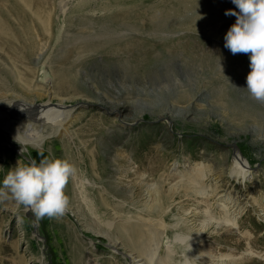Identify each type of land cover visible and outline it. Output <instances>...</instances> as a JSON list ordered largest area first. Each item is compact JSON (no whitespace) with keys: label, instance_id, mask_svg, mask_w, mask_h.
<instances>
[{"label":"rangeland","instance_id":"rangeland-1","mask_svg":"<svg viewBox=\"0 0 264 264\" xmlns=\"http://www.w3.org/2000/svg\"><path fill=\"white\" fill-rule=\"evenodd\" d=\"M26 2L30 8L24 0H0V17L17 36L36 90L46 95L25 92L0 64V78L11 89L1 102L10 107L21 101L32 106L62 102L76 110L63 139L52 137L33 147L14 138L22 154L6 149L0 136V149L11 152L0 156V187L11 169L33 160L66 159L78 176L65 188L69 205L62 216L37 218L23 205L12 215L14 199L0 198V264H122L112 259L113 252L136 253L114 230L111 241L103 235L107 222L118 226L136 214L152 224L164 218L172 224L173 213L190 209L202 219L204 198L189 184L196 165L204 171L211 203L216 195L230 198L229 213L238 215L241 231L221 236L210 231L205 243L194 246L195 264L206 259L264 264V102L246 90L250 53L233 55L224 47L236 22L225 12H239L232 0ZM41 8L52 14L48 29L40 20ZM61 9L65 24L57 39ZM48 59L52 79L45 85ZM61 80L67 87L59 88L61 82L55 88ZM42 85L46 91L52 87L50 93ZM236 150L251 168L243 183L231 174ZM176 163L185 177L173 176ZM153 185L157 191H151ZM160 206L170 213L156 212ZM213 212H218L215 206ZM248 249L260 256H246ZM221 255L237 259L220 262Z\"/></svg>","mask_w":264,"mask_h":264},{"label":"bare ground","instance_id":"bare-ground-1","mask_svg":"<svg viewBox=\"0 0 264 264\" xmlns=\"http://www.w3.org/2000/svg\"><path fill=\"white\" fill-rule=\"evenodd\" d=\"M24 1L26 3L25 6L30 8L32 3L26 2V0ZM42 8L40 9V20L43 22V24L48 26L45 27L48 29L51 26L52 14L47 9ZM65 12L66 11L61 9L57 15V39L60 38L64 31ZM10 28L11 27L8 26L5 20L0 17V64L2 67L6 68V72L9 70V73L13 78H17L18 82L21 83V88H23L25 92L29 93L31 91H35L38 93V96L43 97L46 95V93H43L41 90H36L34 76H32V74L34 75V71L31 69L30 63L26 60V56L21 53L20 48L18 47L20 45L18 44L17 36ZM72 45L76 46L77 43ZM5 58L6 60H4ZM49 65L50 59L44 63L43 67V81L45 85H48L52 79L51 73L48 70ZM61 82L63 83L59 86V88L67 87V84L61 80L54 85L55 88L56 85ZM45 85L40 87L45 89ZM50 88L48 91H46V88L45 91H51ZM9 92H11L10 87L7 86L2 78H0V136L6 138L7 140V144L5 145L6 149L13 148L19 154L24 152L22 149H18L14 145V138L17 141L23 142L25 145L37 147L43 146L46 144L47 140L52 137L63 139L68 135L69 129L67 126L71 121L76 109L67 110V107L62 102L57 105L49 103L45 104L44 106L43 104L32 106L24 101H21L15 104L14 107H10L1 102L3 98H6ZM11 95L13 94L11 93ZM14 96L17 97V95ZM20 121L21 124H19ZM6 152L7 150L0 149V156H2V158L5 155L8 156V152ZM8 157H11V152H9ZM195 167L196 168L192 170L191 178H189V184L193 186L195 185V189L198 188L196 192H198V194L204 198L203 204L205 210L202 219H199L197 216L198 212L196 213V211L190 209L186 210L185 213L180 216H175L173 213L172 224H166L165 218L164 220L162 219L163 221L160 223L158 221L157 224H152L150 223L151 221L148 219V217L144 218L136 216L135 213V215H128L127 219L125 218L123 221L124 224L118 226H116V222L109 221L107 222L108 232L104 233L103 235H105L111 241L112 238L115 237V235L113 236L112 234L114 230L115 233L121 235L119 238H123L126 242H128L129 247L131 246L132 250H134L136 253L134 254L133 251H130V253L125 255L123 254L121 257L119 256V251L116 250V253L113 252L112 254V259H119L121 260L122 264H195L193 256L197 259L199 258V255H194V246L198 241L205 243V240L208 239L205 238V236L210 233V231H212V233L217 236H221L223 231H232L234 233H239L241 231V223L239 221L238 215H232L229 213L231 208H228L229 202L226 201L229 197L227 195H225L226 197H217L216 195L215 201L211 203L209 199V192L207 191L208 187L203 180L205 175L201 168L202 166L196 165ZM179 168L180 165L176 163L172 169L174 174L173 176L182 178L185 177ZM250 170L251 168L246 159L241 155V153H239L238 150H236L232 160V177L235 178L236 181H238V177L241 178L242 181L240 182L243 183V180H245L250 175ZM144 182L143 175L141 176V180H139V184L141 185V183ZM156 187L157 186L155 185L151 186V191H157ZM189 189H191V187H189ZM83 196L85 197L84 200L87 203L88 197L86 195ZM232 197L234 196L232 195ZM154 200L157 203L160 201V199L157 197ZM149 205L153 206L155 204L149 203ZM212 206H215L216 210L218 211L217 213H212ZM18 208L19 206L13 207L11 209V214L15 215ZM170 209L166 208V210H163V207L160 206L156 209V212H161L162 210L164 215H167L170 213ZM26 210L28 211V214L32 212L28 208H26ZM19 220L22 223L26 221L23 217H20ZM224 228L227 229L223 230ZM117 244L118 243L114 241L113 245L117 246ZM245 255L249 257H254L255 255L260 256L251 249H248ZM260 257L264 258V256ZM219 259L220 262L224 261L225 259L236 261L235 259H237V256L221 255ZM202 264H217V262L207 261L206 259Z\"/></svg>","mask_w":264,"mask_h":264},{"label":"clouds","instance_id":"clouds-1","mask_svg":"<svg viewBox=\"0 0 264 264\" xmlns=\"http://www.w3.org/2000/svg\"><path fill=\"white\" fill-rule=\"evenodd\" d=\"M232 3L239 12H225L226 16H236V22L224 37V47L233 55L250 53L246 90L254 99L264 102V0H232ZM77 176V167L66 159L18 164L3 179L0 198L7 199L10 194L17 206H25L37 218L62 216L69 205L65 188Z\"/></svg>","mask_w":264,"mask_h":264}]
</instances>
